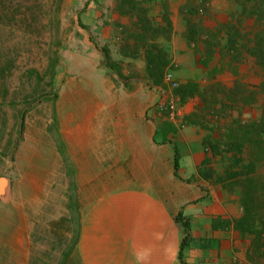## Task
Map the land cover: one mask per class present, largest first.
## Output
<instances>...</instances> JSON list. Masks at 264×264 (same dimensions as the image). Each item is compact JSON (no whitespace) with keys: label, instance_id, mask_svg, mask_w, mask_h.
<instances>
[{"label":"rangeland","instance_id":"obj_1","mask_svg":"<svg viewBox=\"0 0 264 264\" xmlns=\"http://www.w3.org/2000/svg\"><path fill=\"white\" fill-rule=\"evenodd\" d=\"M182 1L178 12L192 65L182 66L178 76L167 70L177 85L172 87L162 78L161 101L177 98L176 107L189 103L198 110L195 118L203 119L209 152L202 175L239 198L240 185L232 184L233 177L227 176L234 153L227 145L232 128L241 130L264 113V56L260 59L248 50L264 25L244 16L233 0ZM21 2L22 24L0 22V63L8 55L16 65L7 81L6 100L0 93V180H4L0 188V264H65L63 250L74 236L81 208L106 185L105 173L119 166L112 163L118 149L112 147L107 127L104 130L109 117L101 104L108 101L109 93L125 90L122 54L129 56L140 46L132 36L139 31L133 25L137 9H144L154 23L163 25L170 7L167 0ZM123 14L126 19L121 18ZM227 24H234L239 32L234 48L225 44ZM171 33L172 28L169 40ZM103 48L108 50L109 63L104 61ZM52 56L57 57L55 97L43 90L48 89L44 81ZM110 62L119 66L120 74L114 66L108 67ZM27 69L45 75L38 86L43 97L30 104L23 101V89L28 90L30 80L24 76ZM190 81L198 83L199 92L180 102L174 90ZM11 99L14 107L9 105ZM159 111L167 114L166 109ZM256 169L264 177V159ZM23 210L32 231L28 260L22 259L21 249L14 250L17 245L10 244L8 229L10 216Z\"/></svg>","mask_w":264,"mask_h":264},{"label":"crops","instance_id":"obj_2","mask_svg":"<svg viewBox=\"0 0 264 264\" xmlns=\"http://www.w3.org/2000/svg\"><path fill=\"white\" fill-rule=\"evenodd\" d=\"M167 2L170 60L188 69L192 53L178 12L183 1ZM123 58L125 90L109 93L101 104L109 117L104 130L118 149L112 163L119 166L105 173L106 185L81 208L62 251L65 264H264L253 253L251 237L235 226L242 213L238 196L202 175L209 152L198 110L185 103L176 118H168L154 105L161 101V86L146 85L143 56ZM8 229L10 244L28 260L32 231L24 210L10 216Z\"/></svg>","mask_w":264,"mask_h":264},{"label":"trees","instance_id":"obj_3","mask_svg":"<svg viewBox=\"0 0 264 264\" xmlns=\"http://www.w3.org/2000/svg\"><path fill=\"white\" fill-rule=\"evenodd\" d=\"M38 3V0H34ZM241 6V12L244 16L253 18L256 23L264 25V0H233ZM21 0H0V22L7 21V23L22 24L25 13L21 11ZM137 19L133 21L134 27L139 30L138 33L132 35L140 43V46L133 51L129 56L140 54L145 61L146 79L151 85H162L163 74L169 70L172 74L180 75L184 68L180 65L170 63L167 42L169 41V32L172 28L171 22L167 16H163L164 24L160 25L154 23L151 18L146 15L144 9H137ZM192 26V25H191ZM227 30L226 45H231L234 48L235 41L238 40L239 32L236 30L234 24H227L224 26ZM196 28V27H195ZM219 31V30H218ZM214 36V35H213ZM256 43L249 48V52L261 57L264 56V26L255 35ZM214 44L213 42H211ZM230 46V47H231ZM104 52L105 63L111 61L108 50L102 49ZM127 54H122V56ZM3 61L0 63V93H2L4 100L8 94L7 81L15 70V60L8 55L2 57ZM57 57L50 58L49 73L45 86H47L46 93L52 92L56 96L54 90L55 79V65ZM114 62H110L109 68L114 66ZM116 72L120 74L119 66H114ZM24 76L30 80L28 90L26 86L23 89V101L26 104L36 102L43 97V94L38 93V86L45 75H40L36 69H27L24 71ZM35 78V81L32 80ZM24 84V81L22 82ZM199 92L198 83L190 81L189 83L179 84L174 93L179 96V101L184 102L186 98ZM9 105L14 107V100H9ZM17 117V115H15ZM5 121V120H4ZM19 132L22 128V114L18 118ZM5 123V122H4ZM232 128V138L227 145V149L234 151L230 158V164L227 169V176L233 177L232 184L240 185L239 203L242 208L240 217L235 221V226L241 235H248L251 237L253 245V253L256 256L264 257V177L258 174L256 167L258 162L264 159V113L258 121H252L246 125ZM9 139V138H8ZM9 141V140H7ZM212 150L216 153L217 148L212 145ZM242 154L247 157L242 156ZM178 168V157L174 156V169ZM186 237H183L180 244V254L183 245L186 243Z\"/></svg>","mask_w":264,"mask_h":264},{"label":"built area","instance_id":"obj_4","mask_svg":"<svg viewBox=\"0 0 264 264\" xmlns=\"http://www.w3.org/2000/svg\"><path fill=\"white\" fill-rule=\"evenodd\" d=\"M163 81H165L172 87L177 85V80L172 76V74L169 71H166L164 73ZM176 100L177 98H171L168 101H159L157 103V106L159 109H166L168 118L174 119L178 116V114L180 113V109H181V108L176 107V104H175Z\"/></svg>","mask_w":264,"mask_h":264},{"label":"bare ground","instance_id":"obj_5","mask_svg":"<svg viewBox=\"0 0 264 264\" xmlns=\"http://www.w3.org/2000/svg\"><path fill=\"white\" fill-rule=\"evenodd\" d=\"M7 191V190H6ZM6 191H5V193H6Z\"/></svg>","mask_w":264,"mask_h":264}]
</instances>
